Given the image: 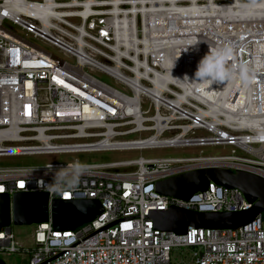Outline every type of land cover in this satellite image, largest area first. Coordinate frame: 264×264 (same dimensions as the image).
<instances>
[{
    "label": "built area",
    "instance_id": "2783aa9c",
    "mask_svg": "<svg viewBox=\"0 0 264 264\" xmlns=\"http://www.w3.org/2000/svg\"><path fill=\"white\" fill-rule=\"evenodd\" d=\"M145 1L155 8L195 3L194 16L174 12L234 24L182 32L198 45L184 40L173 47L160 36L175 13L153 18L140 10L143 0H0V157L203 146H229L231 154L0 167V194L45 192L49 209L47 222L35 224L31 245L11 224L2 227L0 256L26 255L28 264H264L263 213L237 228L188 226L184 234L156 227L152 214L170 207H252L238 188L215 182L188 200L157 191L156 183L210 166L264 177V0ZM157 19L167 20L154 38L150 25ZM145 41L161 45L148 48ZM210 49L226 53L229 102L242 100L240 113H231L225 125L213 123L214 129L206 122L217 117L202 113L211 100L179 99L183 86L203 96L216 88L221 93V82L208 87L195 77ZM60 171L67 173L61 191H52ZM82 198L99 200L103 212L73 230L55 229L51 202ZM173 251L181 253L179 261Z\"/></svg>",
    "mask_w": 264,
    "mask_h": 264
},
{
    "label": "water",
    "instance_id": "95a60500",
    "mask_svg": "<svg viewBox=\"0 0 264 264\" xmlns=\"http://www.w3.org/2000/svg\"><path fill=\"white\" fill-rule=\"evenodd\" d=\"M210 182L238 188L253 203L252 207L236 212H195L170 207L167 211L152 212L158 215L156 227L178 234L186 233L188 226L237 228L264 211V177L242 169L203 167L159 180L156 188L161 193L188 200L196 192L205 190ZM50 210L55 229L73 230L94 220L103 212V207L97 199H54ZM48 216V195L45 192L18 191L11 198L8 194H0V229L11 223L31 225L47 222ZM0 264L5 262L0 259Z\"/></svg>",
    "mask_w": 264,
    "mask_h": 264
},
{
    "label": "rangeland",
    "instance_id": "374dc122",
    "mask_svg": "<svg viewBox=\"0 0 264 264\" xmlns=\"http://www.w3.org/2000/svg\"><path fill=\"white\" fill-rule=\"evenodd\" d=\"M8 28L11 30L23 33L19 27L9 23ZM40 45L52 52L57 50L49 45L40 43ZM103 80L112 83L107 77L101 76ZM166 136V135H164ZM231 147L229 146H203L195 148H153L140 150H120V151H98V152H79L74 154H57V155H19V156H4L0 157V167H17V166H39L51 162H78V163H99L113 162L143 158H177L189 156H219L230 155ZM237 155L243 154L239 151ZM264 216V211L262 212ZM11 229L16 237L21 242L31 245L32 234L35 229V224L31 225H15L11 223ZM181 253L173 251V259L179 261ZM0 259L5 264H28V257L17 253L0 256Z\"/></svg>",
    "mask_w": 264,
    "mask_h": 264
},
{
    "label": "bare ground",
    "instance_id": "6f19581e",
    "mask_svg": "<svg viewBox=\"0 0 264 264\" xmlns=\"http://www.w3.org/2000/svg\"><path fill=\"white\" fill-rule=\"evenodd\" d=\"M146 1L143 0V2L141 3V7L140 10L145 12V11H149L150 15L154 18L155 15H157V17H159L160 15H167V13H175L172 14V17H175L174 19H168V24L165 28V31H163V35H161L160 37L162 38L161 41L164 44H167L169 46H177L180 47L179 45L183 46L184 40L186 41H190L193 44L198 45L197 42V37L195 36H191V38H188V36H183L184 33L182 32H191L193 34H197L200 33V31H204L205 27L206 28H211V29H215L214 27H218V29L220 30L221 27L222 28H229L231 25V22L228 19H225L226 21H224L223 19H184L183 17H179L177 14V11H179V15H188V16H194L195 14H197L195 12L197 8V5L195 3H192L191 5L187 6V7H181V8H174L173 6H164L161 5L159 8H155V6L150 5L148 6H144V3ZM208 7H212V5L208 6ZM175 9H178L177 11L174 12ZM192 11V12H191ZM167 19H157L154 20V22L150 25L153 29H154V38H156L157 35H160L158 32H156V28L159 26L161 27V25L163 24L164 21H166ZM150 22V21H149ZM151 23V22H150ZM149 26V24H147ZM147 25L144 26L145 29H147ZM150 31V28H149ZM137 43L140 40H136L134 39ZM189 42V43H190ZM149 44L148 41H145V46H147ZM161 44H149L148 48H153V47H160ZM194 51V49H193ZM230 76L228 77L227 80L221 82L222 84H218L221 85L220 86V90L221 93H218L217 88L215 89L214 92H212L211 94H206V95H202V91L201 89H191L192 92H189V88H186L185 86H183V93L179 95V99L182 101H187L189 99H196L199 100L201 102H205V101H209L211 100V105L209 107L208 110H202L203 114L206 115H213V118L217 117L213 122H206V126L214 129L213 123H217L220 124L222 123V125L227 124L231 119H233V117H230L231 113H240L241 111V104L239 101L241 100V97L239 98V100L237 101V103H233V102H229V97L226 96V94L224 93L226 89H228L230 86H233V84L231 83V81L229 80ZM201 95L203 97H201ZM216 109L217 112H220L221 114H215L214 110ZM223 115V116H222ZM230 117V119H229ZM212 164V163H211ZM213 164H220V165H229L228 163H220V162H215Z\"/></svg>",
    "mask_w": 264,
    "mask_h": 264
},
{
    "label": "clouds",
    "instance_id": "9594fccd",
    "mask_svg": "<svg viewBox=\"0 0 264 264\" xmlns=\"http://www.w3.org/2000/svg\"><path fill=\"white\" fill-rule=\"evenodd\" d=\"M225 51L210 49V52L206 54L198 64L197 70L195 72V77L199 80V83H204L210 87L214 82H223L228 79L229 73L225 71ZM188 79L187 77H185ZM76 174H79V166H73ZM67 175L66 172L60 171L57 174V183L50 187L52 191H61L59 186V181L62 180ZM75 183V180L71 181Z\"/></svg>",
    "mask_w": 264,
    "mask_h": 264
},
{
    "label": "snow or ice",
    "instance_id": "6c2138e0",
    "mask_svg": "<svg viewBox=\"0 0 264 264\" xmlns=\"http://www.w3.org/2000/svg\"><path fill=\"white\" fill-rule=\"evenodd\" d=\"M21 186H23V185H21ZM65 196H66V198H68V194L67 193L65 194Z\"/></svg>",
    "mask_w": 264,
    "mask_h": 264
},
{
    "label": "trees",
    "instance_id": "16d2710c",
    "mask_svg": "<svg viewBox=\"0 0 264 264\" xmlns=\"http://www.w3.org/2000/svg\"><path fill=\"white\" fill-rule=\"evenodd\" d=\"M263 217V220H264V216H262Z\"/></svg>",
    "mask_w": 264,
    "mask_h": 264
}]
</instances>
